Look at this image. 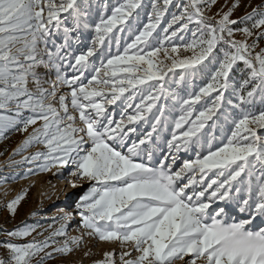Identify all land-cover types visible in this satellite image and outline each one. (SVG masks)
<instances>
[{"label":"snow or ice","instance_id":"obj_1","mask_svg":"<svg viewBox=\"0 0 264 264\" xmlns=\"http://www.w3.org/2000/svg\"><path fill=\"white\" fill-rule=\"evenodd\" d=\"M172 2L154 0L148 22L121 51L122 37L116 32L132 31L142 0H122L110 14L106 10L92 22L87 0H0V136L8 129L27 132L32 127L13 156L44 145L43 151L11 160L9 166L32 165L26 175L71 167L73 187L77 181L91 182L75 204L77 227L101 241L131 244L139 255L125 259L131 252L121 251L122 264H173L185 256L189 259L184 264H264V227H251L258 216L264 218V136L259 134L264 130V108H255L257 100L264 105V47L259 46L264 40V7L232 19L239 0L213 16L206 12L216 0H188L177 5L179 15H172L160 38L157 28ZM190 24L195 26L193 40L183 49L193 55L181 58L173 40ZM86 29L94 32L91 45L74 49ZM106 39L109 50L97 66ZM205 62L217 66L198 91L181 95L167 86L194 77L207 67ZM241 63L243 78L237 87L231 74ZM41 66L46 69L43 76L37 71ZM61 86L68 92L57 96ZM213 93L211 105L197 111ZM121 99L126 106L115 120L106 106ZM229 107L235 113L230 135L214 146L201 130L214 117L219 119L218 113L227 121L224 109ZM177 108L180 114L169 120L166 113L174 114ZM25 110L30 114L22 115ZM140 123L150 130L138 132ZM166 129L171 138L160 159L155 141ZM193 149L195 159L176 167L180 153ZM23 195L7 203L9 212L15 213ZM230 202L250 218L228 222ZM71 218V213L54 217L59 225L43 240L7 241V261L0 259V264H33L36 257V264H43L53 253L71 252L70 245L79 244L82 236L51 247L56 237L67 236ZM35 230L27 227L7 236L28 237ZM115 255L106 252L96 264H115Z\"/></svg>","mask_w":264,"mask_h":264},{"label":"rangeland","instance_id":"obj_2","mask_svg":"<svg viewBox=\"0 0 264 264\" xmlns=\"http://www.w3.org/2000/svg\"><path fill=\"white\" fill-rule=\"evenodd\" d=\"M118 2L122 0H87V3L91 5L90 15L91 19L89 22L98 21L101 13H104L107 10V14L111 13V8L116 6ZM154 0H142V7L138 9V16L135 19H132V31H125L123 33L116 32V35L121 38V51L123 47L126 46V42L130 43L131 39L134 38L133 33L137 30H142L144 24L148 22V15L152 11V4ZM188 0H173L172 4L169 5L168 10L165 16L162 18L160 25L157 28V32L160 34V38L163 37V28L167 27L168 23L172 19V15L175 13L179 15L180 8L177 5H183L187 3ZM162 3V0H161ZM236 3V0H216V3L207 10L206 14L213 16L217 12L227 11L232 4ZM261 6L264 7V0H239V7L233 10L232 19H238L243 17L247 13L251 12L253 7ZM70 23V22H69ZM244 24H238L236 27H244ZM178 25L173 26L172 30H175ZM195 30L194 25H189V28L186 32L178 33L177 37L173 40V43L180 46V57L192 56V51L185 52L183 49L184 44L191 43L193 40L192 32ZM115 32V29H114ZM111 35V34H110ZM156 33H154V36ZM94 32L91 29H86L81 31V43L73 44L74 49L86 50L87 47L91 45ZM183 37L181 40L180 37ZM237 39H241V34H236ZM166 47L171 48V44H166ZM260 47H264V40L260 41ZM103 51L96 58V65L99 66L100 59L106 57V54L109 50V42L106 39L104 45L101 46ZM259 50V48L257 49ZM111 51L113 54L116 53V44L114 41L111 42ZM217 55H220V51L217 50ZM160 59H164L163 53L160 54ZM170 63V61H166ZM207 63L206 68H202L198 71L194 77H189L187 81H182L179 86L173 82H169L167 85L172 90L180 91L181 95H185L186 91H198L200 87H203L211 78V74L214 71V63ZM198 68L200 66H197ZM243 68L241 63L239 67H235L232 75V83L234 86H239L242 82V73L240 69ZM46 70V69H44ZM70 71V70H69ZM176 73H180V69L175 70ZM54 72L51 74L54 78ZM87 78L84 79V83H87V79L91 78V74H86ZM171 76V73L169 74ZM47 79V77H45ZM166 80L169 77L165 78ZM176 80L180 79L179 75H176ZM55 80V79H54ZM48 84V83H44ZM43 84V86H44ZM51 87V86H50ZM49 87V88H50ZM48 88V85L46 86ZM68 92L66 87L61 86L57 96L60 94ZM215 98V93L211 94L209 97L204 98L200 105L197 106V111L202 110L203 107L210 106L212 100ZM138 102V101H137ZM171 103V101H169ZM58 106V104H57ZM125 104L122 99L118 100L115 105H107V110L110 114L113 115L115 120H119L121 114L124 111ZM69 107L71 110V105L69 101ZM255 108L260 109L264 108V105L260 103L259 100L255 102ZM4 115H14L13 112H3ZM30 113L25 110L22 114L24 116L29 115ZM77 116L76 123L79 126L78 113H74ZM158 114V113H157ZM179 109L175 110L174 114L168 115L169 120L178 116ZM224 114L228 116V120L225 121L224 115H220L219 119L215 117L213 120H210L205 125V129L201 131L205 133L206 137L212 139V144L214 146H221V141L226 142L224 139L226 135H230L231 128V119L235 115L233 109L225 108ZM67 122V121H66ZM39 125V122H38ZM37 125V126H38ZM139 131H149L150 125L140 123L137 125ZM32 132V127L30 126L27 132H21L16 128L6 130L2 136H0V259H5L7 261V249L4 247V244L11 240L12 242L17 243H27L35 240H43L49 236L50 232L58 227V220L54 221V217H59L65 213H71L72 218L69 222V227L67 229V236L56 237L57 243L51 245V247L62 246L66 239L70 237L82 236V241L79 244H71L72 251L69 253H53L51 258L44 260L43 264H96L97 261L104 259V254L106 252L115 251L116 255L114 256L115 264H122L120 260L119 253L121 251H130L131 255L125 257V259H135L139 255L136 251L132 250V245L128 244L123 246L117 241H101L96 237H90L85 235L84 229L78 228L77 224L79 221V216L75 209V204L79 199V196L82 195L88 187L91 186V182L87 180L77 181V187H73L71 177L69 176L71 167L66 168H52L49 171H35L32 174H25L27 170L32 165L27 163L19 164L15 166H9L6 161L10 162L11 160L20 161L23 156L28 154L29 150L37 151L40 148L44 150L42 144H36L29 147L25 152H21L17 155H12L13 150L21 144V142ZM260 135L264 136V130L259 132ZM133 138H137L133 136ZM171 138L170 129H166L160 134L159 140L155 141L156 147L155 156L162 159V153H167V140ZM155 140V136L153 137ZM130 143V142H129ZM154 145V146H155ZM143 147V146H142ZM205 147V154L207 145ZM146 158V154H145ZM195 159V150H190L188 152H181L177 160L176 167H179L183 160L185 159ZM6 164V168L5 165ZM3 167V168H2ZM14 170V172H12ZM60 173V174H57ZM211 176V173H209ZM10 186V187H9ZM8 187V188H7ZM10 188V189H9ZM23 195V199L16 207L15 213L9 212L7 208V203L15 199L18 195ZM56 197V198H55ZM55 199V200H54ZM55 204L53 202L57 201ZM219 203V202H218ZM217 205H213L216 207ZM219 206H224L220 204ZM247 213L239 212V209L235 203H228L226 219L228 222L239 221L241 219H249ZM49 225H52V228H49ZM27 227H35V231L28 237H8L7 233L14 230H21ZM253 230H258L259 227H264V218L257 217L253 220L251 225ZM51 243V242H50ZM51 247L48 251H51ZM87 253V255L85 254ZM43 255V254H41ZM39 257L33 259V264H36V261ZM189 256H185L184 260H174L173 264H184V261L188 260ZM197 264H201V261H197Z\"/></svg>","mask_w":264,"mask_h":264},{"label":"bare ground","instance_id":"obj_3","mask_svg":"<svg viewBox=\"0 0 264 264\" xmlns=\"http://www.w3.org/2000/svg\"><path fill=\"white\" fill-rule=\"evenodd\" d=\"M45 69V67H43V66H41V67H39L38 69H37V71L43 76L44 74H45V72H46V70H44ZM54 76H55V74H53ZM55 79V77L53 78L52 77V80H54ZM48 85V88L51 86L50 84H44V87L46 88V86ZM29 88L30 89H32L33 91L35 90V84H34V82H30L29 83ZM13 108L15 107L14 105L12 106ZM42 146H44V145H42ZM37 151H42V149L40 148L39 150H37ZM34 152H36V151H33V150H29L28 151V154H26V156L27 155H30V154H32V153H34ZM7 162V164L8 163H10V162H8V161H6ZM5 165V168H6V164H4ZM17 166V165H16ZM3 168V167H2ZM25 170H28V169H25ZM12 172H14V170L12 171ZM10 187V186H9ZM8 188V187H7ZM10 189V188H9ZM56 198V197H55ZM55 200V199H54ZM53 203H55V204H57L58 203V200L57 201H55V202H53Z\"/></svg>","mask_w":264,"mask_h":264}]
</instances>
